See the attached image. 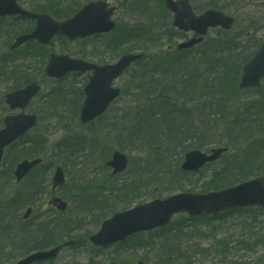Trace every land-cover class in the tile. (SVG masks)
<instances>
[{
	"label": "rangeland",
	"instance_id": "obj_1",
	"mask_svg": "<svg viewBox=\"0 0 264 264\" xmlns=\"http://www.w3.org/2000/svg\"><path fill=\"white\" fill-rule=\"evenodd\" d=\"M41 1L20 3L33 11L31 3ZM87 1L50 0L58 3L61 7L57 12L66 16ZM109 1L119 6L115 15L118 28L110 43L116 48L114 59L127 52L146 51L147 58L152 60L131 67L120 77L116 82L122 89L119 99L106 116L86 126L79 121L83 97L80 88L86 78L69 75L56 83L46 77L45 65L39 64L46 52L28 44L15 50L9 48L18 34L28 31L30 23L0 20V118L15 112L5 102L7 93L34 77L41 85L40 93L26 110L39 116L38 125L8 151L5 160L11 161L10 169L3 167L0 171V264H16L36 249L69 240L85 243L65 246L50 264H102L116 256V252H120L121 264L143 260L155 264L164 251L173 259L177 254L183 255L182 261L175 260L179 264H241L261 257L264 260V211L254 209L233 210L220 218H200L185 224L183 219L188 216L181 214L173 218L169 229L132 237L119 251L117 246L98 253L91 246L88 248V237L115 212L182 192L211 191L210 180L218 181L220 187L236 186L264 175V81L260 88L251 91L238 88L245 57L264 41V0H190L196 14L214 9L216 4L215 8L236 17L237 22L227 33L221 28L211 29L204 42L187 52L183 60L176 47L193 34L175 29L172 16L160 7L159 0H146L151 6L144 0H126L125 5L124 0ZM142 33L146 36L138 35ZM228 37H237L236 42H230L229 50L216 48L220 39ZM93 42H89V47ZM95 42L107 46L106 40ZM55 46L58 49L57 42ZM79 47L68 44L64 53L74 55ZM168 48L183 67L168 74L157 69L156 78L161 83L150 84L151 78L145 71L156 67L155 53L164 50L162 60ZM238 67L241 70L237 74ZM17 73L27 77L18 79ZM157 95L161 107L151 102ZM146 115L152 121L148 126L142 119ZM236 118L239 123L234 125ZM134 128L140 132L134 134ZM223 146H230V151L216 162L199 172L182 171L187 152L210 153ZM30 147L44 163L32 177L15 184L12 165L21 155L18 152ZM256 147L260 151L254 152L252 148ZM115 151L125 153L129 165L113 177L106 163ZM250 152L257 155L247 171ZM59 166L65 172L66 183L51 193L52 177ZM226 173L232 177L224 176ZM47 180L49 186L40 187L42 191L35 192L28 202L5 207L15 192L30 193L35 182L47 184ZM57 195L69 203L65 212L48 205ZM27 204H32L34 213L24 221ZM57 217L60 219L54 226L59 229L52 238L33 243L38 234L50 233L54 226H49Z\"/></svg>",
	"mask_w": 264,
	"mask_h": 264
},
{
	"label": "water",
	"instance_id": "obj_2",
	"mask_svg": "<svg viewBox=\"0 0 264 264\" xmlns=\"http://www.w3.org/2000/svg\"><path fill=\"white\" fill-rule=\"evenodd\" d=\"M15 1L0 0V16L17 13L30 16V13L22 10ZM166 3L168 8L175 13L174 25L185 31L194 30L198 34L204 35L210 26H222L230 29L234 24L233 18L216 10H209L201 16H195L187 0H166ZM106 6L107 4L104 2L92 3L84 7L73 18L63 23H56L48 16H36L40 21L38 22L36 30L30 35L20 37L15 47L31 39H38L46 44L53 36L58 34H64L74 39L85 37L96 32L110 31L114 27V24L110 20L113 9L106 10ZM201 40L202 38L193 39L180 45V48L192 47ZM140 57L128 55L123 57L115 65L100 68L86 65L87 68H94L95 71L91 77L90 84L85 90L87 98L81 113L82 122H89L107 109L108 105L120 93L119 89L111 88L112 81L133 61ZM80 65L82 64L79 61L70 60L68 56L57 57L52 55L47 66V73L50 76L60 77L67 71L79 69ZM263 77L264 43L244 67L240 87L249 88L259 86ZM39 90L38 85L33 83L23 90L9 94L7 96V102L12 109H24ZM35 124V116H26L24 114L6 119V128L0 131V162L3 157L4 147L24 134ZM224 150V148L213 150V154L210 156L200 151L189 152L183 164V169L197 171L205 163L216 160ZM40 161V159H37L32 162L25 161L21 163L16 172L18 179L20 180ZM109 164L115 167L114 172L117 173L127 167L128 160L125 155L115 153L113 160ZM63 182L64 176L62 170L58 169L55 176L54 188ZM252 205H261L264 207V176L218 192L208 194H177L165 200H156L116 214L112 219L103 224L101 231L91 237V241L96 245L105 246L112 242L124 240L136 232L167 225L172 216L179 212H188L191 216L216 215L222 211L231 210L236 207ZM62 206L64 208L66 205L62 204ZM58 250L59 248H56L48 252L33 254L17 264H32L36 261L53 258L56 256Z\"/></svg>",
	"mask_w": 264,
	"mask_h": 264
},
{
	"label": "flooded vegetation",
	"instance_id": "obj_3",
	"mask_svg": "<svg viewBox=\"0 0 264 264\" xmlns=\"http://www.w3.org/2000/svg\"><path fill=\"white\" fill-rule=\"evenodd\" d=\"M92 0H89V2H91ZM20 2V0H19ZM87 2V3H89ZM85 3V4H87ZM31 5H33L32 8L34 12L36 13H39V14H47L49 16H51L52 18H55L56 20L58 21H62L66 18H68L69 16H66V15H63L59 12H57V9H59V7H54L53 9L49 10L47 12V8H48V5H45L43 4V2L39 3V2H32ZM118 9V7H117ZM47 12V13H46ZM12 19L11 17H6L5 19ZM27 22L30 23L29 25V30L27 31L28 33H31L35 27H36V24H37V21L36 19L34 18H30L27 20ZM112 35L113 34H100V35H94V36H89V37H85V38H82V39H77V40H68L67 38L63 37V36H56L54 37L48 44H43L37 40H33V41H30L26 44H23V45H29V46H32L33 49L35 48H39L41 49L43 52H46L44 55H43V59L41 60V62H39V64H41V66L43 67V65H45V68H44V71H43V74L46 75V77L50 78V79H53L54 81H56V83H61L59 81H61L62 79H64L65 77H68L69 75H83L86 80L84 81V87L83 88H80V90L82 89V92H84V88L86 87V85L89 83L90 81V78L91 76L93 75V70H90L89 68H85V70L83 71V68L84 66L80 65L79 66V70L77 71H74V72H68L66 73L63 77L61 78H53V77H49L47 74H46V64L50 58V56L52 54H55L57 56H63V55H69L70 57L74 58V59H78V60H81V61H84L88 64H91L93 65L94 67H100V66H105V65H108V64H113L115 63V59H114V55H113V51H112V45L110 44L113 40H112ZM107 38V39H106ZM96 40H100V41H104L106 40L107 41V47L103 44H99V43H96L95 41ZM94 41V42H93ZM58 43V49L62 51H59L56 46H55V43ZM89 42H93V44L89 47ZM68 44H79L80 47L78 48L77 50V53L74 54V55H70L68 53H64V48L66 45ZM58 51V52H56ZM40 57V55H39ZM38 57V58H39ZM105 59V60H104ZM37 71H39L38 68L34 67ZM18 74V79H22V77H25L26 75H23L22 73ZM38 82L36 80V78L34 77V79L30 80L29 82L25 83V84H28V83H32V82ZM23 84V85H25ZM39 84V82H38ZM40 85V84H39ZM41 87V85H40ZM6 96V95H5ZM83 103V101H82ZM8 105V104H7ZM9 107V105H8ZM10 109V108H9ZM28 109V108H27ZM26 109V110H27ZM11 110V109H10ZM11 111H15L14 113H11L9 115H6V116H3L0 118V131L6 127V119L8 117H11V116H14V115H18V114H24L26 116H35L36 118V124L29 128L27 130V132L25 133L24 137L30 132L32 131L34 128L37 127L38 125V122H39V116L32 112V113H29L27 111H25L24 113L21 111V110H11ZM23 137V138H24ZM21 138V139H23ZM20 141V140H19ZM18 141H16L14 144H12L11 146L7 147L6 148V153L8 152V150H11L15 147H17L18 144H16ZM23 142V140H22ZM5 154V153H4ZM25 160L27 158H24ZM23 159V160H24ZM28 159H33V158H28ZM18 162L14 161L13 165H12V168L11 170H13V181L15 182V184H17L18 182H20L19 184H22V180L23 179H26L28 176L29 178L33 176L34 174V171L35 170H32L29 174H27L21 181H18L17 177H16V170L18 168ZM10 166H11V162L10 161H3V165L0 166L2 169L3 167H6L7 169H10ZM28 178V179H29ZM44 183V182H43ZM45 185V183H44ZM58 196V195H57ZM56 197V196H55ZM55 209V208H54Z\"/></svg>",
	"mask_w": 264,
	"mask_h": 264
},
{
	"label": "trees",
	"instance_id": "obj_4",
	"mask_svg": "<svg viewBox=\"0 0 264 264\" xmlns=\"http://www.w3.org/2000/svg\"><path fill=\"white\" fill-rule=\"evenodd\" d=\"M232 41V38H230V37H228V38H225V39H220L219 40V42L216 44V48H218V49H220L221 51L222 50H229L230 49V46H229V44H230V42ZM249 58H250V56H247V57H245V59H244V61H243V63L242 64H244L246 61H248L249 60ZM240 67V66H239ZM238 67V69H237V74H238V72H239V68ZM161 107V106H160ZM239 122H238V119L236 118L235 119V121H234V125H236V124H238ZM171 124L173 125V123L171 122ZM258 142V141H257ZM252 146V145H251ZM254 156V154H252L251 155V157L248 155V161H247V164H248V168H247V171L248 170H250V168H251V166H252V164L254 163V160L252 159V157ZM239 169V168H238ZM246 172V171H245ZM224 176H229V177H232V175H229V174H225ZM210 182V184L212 185V190H218V189H222V188H224V187H227V186H224V187H220L219 185H218V181H209ZM208 190H203L202 192H207ZM245 210V209H244ZM254 210H259V209H254ZM241 211H243L242 209H241ZM186 221V220H185ZM263 229H264V227H263ZM52 236H53V231H50V234H49V236H48V240H50V238H52ZM166 252H163L161 255H159V259L156 261V263L155 264H172L171 262H174L173 260H170V259H165V258H167L169 255L166 253ZM169 257H171V256H169ZM184 259V257H183V255H179V254H177L176 255V261H182ZM116 260V263H114V262H112L111 260L110 261H108V262H106V264H120L119 263V260H120V258H118V259H115ZM177 264H179V263H177ZM257 264H263L261 261H258V263Z\"/></svg>",
	"mask_w": 264,
	"mask_h": 264
}]
</instances>
